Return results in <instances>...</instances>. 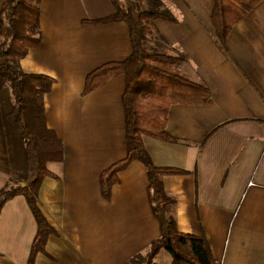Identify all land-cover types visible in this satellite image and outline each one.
Segmentation results:
<instances>
[{"label":"crops","instance_id":"0c3cea01","mask_svg":"<svg viewBox=\"0 0 264 264\" xmlns=\"http://www.w3.org/2000/svg\"><path fill=\"white\" fill-rule=\"evenodd\" d=\"M177 21L154 20L163 40L155 50L186 61L175 72L208 87L205 105H173L167 131L177 143L144 136L158 167L186 171L164 177L177 199L181 232L204 235L221 264H264V0L233 27L227 49L216 40L215 0H162ZM3 0H0V11ZM42 42L20 60L25 73L56 80L45 97L48 126L64 144V160L49 163L38 204L57 233L36 264H135L161 235L148 196L145 165L118 174L111 199L101 174L127 156L125 75L84 95L87 76L132 54L123 21L84 26L117 11L112 0H42ZM10 88L0 90V189L27 173L24 145L8 116ZM37 233L26 199L0 215V264H27ZM153 264H173L164 249Z\"/></svg>","mask_w":264,"mask_h":264},{"label":"trees","instance_id":"16d2710c","mask_svg":"<svg viewBox=\"0 0 264 264\" xmlns=\"http://www.w3.org/2000/svg\"><path fill=\"white\" fill-rule=\"evenodd\" d=\"M262 0H215L212 23L216 40L227 49V38L235 24L247 16ZM42 0H3L0 11V90L10 88L12 110L8 116L18 138L24 145L27 173L11 178L0 189V215L4 206L23 196L36 220L37 233L27 264H36L39 254L46 253L50 236L57 231L48 222L38 204L44 181L57 178L48 168L49 163L64 160V144L48 126L45 97L56 80L42 74L25 73L20 60L42 42L40 15ZM114 15L85 20L84 26L123 21L130 30L132 54L124 61L110 62L91 72L86 79L84 95L106 84L118 75H125L123 103L126 117L127 156L106 169L100 177L104 198L111 199L118 174L132 162L145 165L148 176V196L152 211L161 224V235L144 254L131 259L135 264H153L160 250H166L173 264H221L216 261L208 239L204 235L183 233L178 228L177 199L165 190L164 177L182 175L186 171L158 167L144 145V136L169 143H177L167 131L168 112L173 105H205L211 90L172 71L171 67L186 61L185 55L173 56L146 48L147 34L163 40L154 20L176 22L162 0H152L135 15L112 0Z\"/></svg>","mask_w":264,"mask_h":264},{"label":"rangeland","instance_id":"374dc122","mask_svg":"<svg viewBox=\"0 0 264 264\" xmlns=\"http://www.w3.org/2000/svg\"><path fill=\"white\" fill-rule=\"evenodd\" d=\"M152 1V0H119L120 4L125 7L126 9L128 8L129 10L131 9L132 12L136 15L138 12H139V8H146L148 3ZM164 3V2H163ZM165 6H167V1H166V4ZM155 40V37L152 36V34H147V37H146V48L149 50V51H153L152 48H154V45L156 43H158L156 41V43L154 44L153 41ZM177 67V66H175ZM174 67V68H175ZM174 68H171V70H174Z\"/></svg>","mask_w":264,"mask_h":264}]
</instances>
